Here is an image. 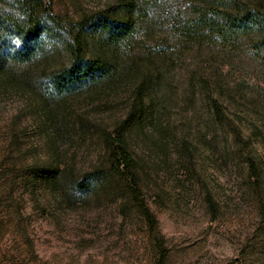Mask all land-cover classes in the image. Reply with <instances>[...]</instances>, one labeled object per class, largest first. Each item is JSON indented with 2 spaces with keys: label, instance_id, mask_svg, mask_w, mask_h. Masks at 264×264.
Wrapping results in <instances>:
<instances>
[{
  "label": "rangeland",
  "instance_id": "rangeland-1",
  "mask_svg": "<svg viewBox=\"0 0 264 264\" xmlns=\"http://www.w3.org/2000/svg\"><path fill=\"white\" fill-rule=\"evenodd\" d=\"M195 1L44 0L60 35H46L31 74L67 65L77 33L88 58L117 70L55 101L35 82L0 87V264H264V49L257 36L237 48L185 39ZM242 1L264 10V0ZM19 3L0 0V10L18 14ZM126 4L140 8L137 29L113 44L99 20L126 19ZM118 129L136 192L112 170L106 135ZM45 165L66 171L44 175ZM98 168L92 190L75 186Z\"/></svg>",
  "mask_w": 264,
  "mask_h": 264
},
{
  "label": "trees",
  "instance_id": "trees-1",
  "mask_svg": "<svg viewBox=\"0 0 264 264\" xmlns=\"http://www.w3.org/2000/svg\"><path fill=\"white\" fill-rule=\"evenodd\" d=\"M195 3L197 6L195 15L182 24L181 33L185 39L215 42L237 48L243 39L257 36L256 48L260 52L264 49V10L242 0H196ZM126 6L131 13L126 19L118 15H104L99 20V26L108 33L113 44H126L137 29V20L133 12L140 8L135 4ZM17 11L18 14H14L0 10V87L17 90L25 88L30 82H35L46 100L55 101L57 98L76 94L115 76L117 67L112 66L107 59L86 56L85 37L82 33L75 34L72 40L67 41L70 54L67 65L41 75L31 74L29 67L47 50L46 35H60L57 28L61 22L58 16H53L44 0H20ZM87 23L88 21L84 20L83 23L75 25L83 26ZM140 91L139 105L144 111L146 106L145 101L141 99ZM211 104L215 118L224 121L223 104L217 99H213ZM106 146L114 149L112 170L125 175L136 192L138 186L133 169L137 165L132 154L123 145L122 131L118 129L114 135L107 134ZM247 162L251 176L258 178L259 166L256 159L251 156L247 158ZM41 167L39 171L44 175L53 174L54 171L58 173L66 171V168L61 166ZM104 173V169L98 168L94 175L84 174L78 181L73 177V183L78 189L89 191L93 188L90 179ZM70 174L73 176V171H70ZM211 199L209 197L208 202L213 206L214 202ZM146 216L150 219L147 212Z\"/></svg>",
  "mask_w": 264,
  "mask_h": 264
}]
</instances>
